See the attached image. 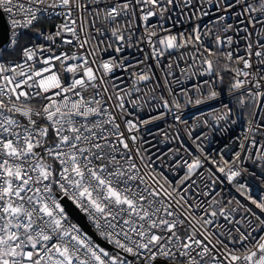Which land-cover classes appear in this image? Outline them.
<instances>
[{
    "label": "snow or ice",
    "instance_id": "snow-or-ice-1",
    "mask_svg": "<svg viewBox=\"0 0 264 264\" xmlns=\"http://www.w3.org/2000/svg\"><path fill=\"white\" fill-rule=\"evenodd\" d=\"M0 15V264H264V0Z\"/></svg>",
    "mask_w": 264,
    "mask_h": 264
},
{
    "label": "built area",
    "instance_id": "built-area-1",
    "mask_svg": "<svg viewBox=\"0 0 264 264\" xmlns=\"http://www.w3.org/2000/svg\"><path fill=\"white\" fill-rule=\"evenodd\" d=\"M7 21V20H6ZM8 24V21H7ZM38 43L41 41H37ZM225 102H228L227 97L224 98ZM213 106L214 107H219L218 104H215L213 102ZM208 111H210V108L208 105H202V106H198V107H191L189 106L188 108L185 109L184 112V118L187 119L189 121L190 124L195 122L196 117H199L201 112L207 113ZM173 123L172 118L168 117L167 118V123L164 122H160L161 127L167 128L168 124ZM246 128V122L243 118V116H240L237 118V123L236 125L232 126V130L229 131L228 133H226L225 135H221L220 133H215L212 136L213 139V143L211 145H209V148L213 151L218 150L220 148L223 147L225 142H228L230 144H236V150H238V141H236L235 137L237 136H242L244 131ZM205 131H210L208 129H205ZM231 137L230 140H228L227 138ZM231 156L230 152L225 153V158H229ZM245 167H248L250 171H255L257 174L260 173V168L258 165H253V163L251 161H245L244 164ZM249 179V178H246ZM250 187L253 190V194L254 195H261L264 194V184H261L260 181L257 180H252L250 182ZM228 193H232V194H236L234 193V190H232L230 187L229 188H225V194ZM238 195V194H236Z\"/></svg>",
    "mask_w": 264,
    "mask_h": 264
},
{
    "label": "water",
    "instance_id": "water-1",
    "mask_svg": "<svg viewBox=\"0 0 264 264\" xmlns=\"http://www.w3.org/2000/svg\"><path fill=\"white\" fill-rule=\"evenodd\" d=\"M0 28H4L5 30H7V21L6 18L2 15H0Z\"/></svg>",
    "mask_w": 264,
    "mask_h": 264
}]
</instances>
